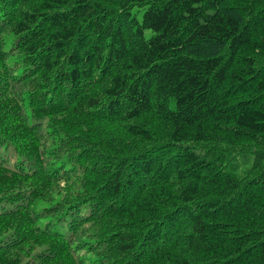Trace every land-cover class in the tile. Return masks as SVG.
I'll return each mask as SVG.
<instances>
[{
  "label": "trees",
  "instance_id": "16d2710c",
  "mask_svg": "<svg viewBox=\"0 0 264 264\" xmlns=\"http://www.w3.org/2000/svg\"><path fill=\"white\" fill-rule=\"evenodd\" d=\"M0 264H264V0H0Z\"/></svg>",
  "mask_w": 264,
  "mask_h": 264
},
{
  "label": "rangeland",
  "instance_id": "374dc122",
  "mask_svg": "<svg viewBox=\"0 0 264 264\" xmlns=\"http://www.w3.org/2000/svg\"><path fill=\"white\" fill-rule=\"evenodd\" d=\"M141 13H139V18ZM149 33V31H147ZM253 161L252 153H238L226 169L237 176L244 174Z\"/></svg>",
  "mask_w": 264,
  "mask_h": 264
}]
</instances>
